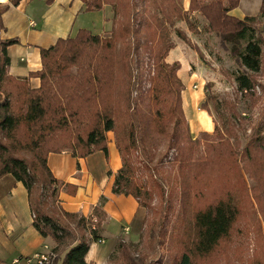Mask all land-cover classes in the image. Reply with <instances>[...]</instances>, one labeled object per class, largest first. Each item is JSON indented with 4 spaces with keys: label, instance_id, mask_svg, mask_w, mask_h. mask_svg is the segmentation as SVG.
Masks as SVG:
<instances>
[{
    "label": "rangeland",
    "instance_id": "1",
    "mask_svg": "<svg viewBox=\"0 0 264 264\" xmlns=\"http://www.w3.org/2000/svg\"><path fill=\"white\" fill-rule=\"evenodd\" d=\"M79 1L85 7L82 0ZM110 1L115 3L117 14H114L109 5H104L101 8V10L105 9L104 14L110 11L108 17L107 15L102 17V13L98 12L100 10L91 12L84 10L77 16L75 27L80 26L81 29L89 31L92 35L109 38L112 30H115L117 25H120L119 23L128 19L131 22V15H135L134 18L138 20V23L137 20L135 22L139 24L141 21V27L139 26V32L136 30L138 34L131 33L127 38L131 46L134 45L138 49L131 56L133 62L131 74L129 72V81L126 72L121 68L102 66L100 68L102 81L99 85L92 83L91 88L87 90L80 86V88L70 89L71 92L67 91L69 92L67 95H71L73 98L71 99L73 101L68 105L77 109L79 116L70 117L65 113L67 121L61 123L51 133L57 139L56 144L62 143L61 149H70L71 147L67 144L75 142L77 149L85 153L84 146L80 141L84 139L93 121L89 117L82 116L84 119L81 117L86 109L81 107L78 98L80 96L88 97V94L93 97V94H90L94 92L93 89L98 91L99 98L107 104V112L114 120V129L104 133L105 145L107 149V145L111 144L118 151L121 167L122 159L118 149L119 145L123 147V144L129 143L127 136L132 114L138 116V113L149 112L154 117L150 116L154 120L151 124L154 134L157 132L152 126L157 125L159 122L157 119L167 122V130L171 132L174 117H171V112H166L172 110V106H175L176 102H173V98L159 88L161 86L160 78L155 74L153 60L156 52L171 44L172 47L166 52L160 63L168 66L177 64L174 77L181 85L178 100L182 112L183 130L189 134L192 140L200 138V134L209 135L210 138H205V140L210 139V145L216 144L218 138H221L224 152L227 154H219L220 157L215 162L206 164L203 175L204 184L203 186H200L198 182L194 184L188 207L184 212L177 203L179 198L177 183L180 176L174 160L177 154L176 150H166V144L161 141L163 138H158L156 156L149 160L144 155L148 156L153 153L150 142L148 141L144 145L138 141L137 137L136 145L129 151L127 158L134 169L130 188L134 191V187L137 186L143 192L138 201L140 211L132 227L123 230L124 235L115 241L97 242L98 245L106 248V253L102 256L99 255L102 258L100 264H174L182 254L184 244L192 236L191 217L193 212L225 196L231 197L237 207V218L228 236L221 240L210 254L196 258L194 264H264V163H262L264 153L251 149V158L247 159L244 152V148L253 139L256 131L260 130V134H264V45H262V68L258 74L253 76L255 81L253 95H243L238 92L234 80L236 73L242 72L243 69L230 54L232 44L222 41L219 32L226 29L225 25L215 23L213 19L215 15L213 10L216 9L211 4L216 0ZM224 3L222 5H225ZM10 6H12L10 0L0 2V67L3 61L2 44L4 41L12 39L7 38L9 26L8 22H4ZM173 6L176 8L175 13L172 10ZM5 7L7 8L4 9ZM47 7L43 2L33 0L24 9L37 18L44 13ZM178 9L184 12L186 20H176L172 25L164 21L167 14L172 16V20L178 17L176 11ZM148 18L151 22L149 24L154 23L156 26L154 20H159L160 26L144 32L143 29ZM131 24L133 27L136 26L133 22ZM252 26L255 35L264 41V17H258ZM177 31L183 38L178 36ZM75 35L68 38H73ZM150 37L154 38L149 47L150 52L145 50L149 54V58L144 59V65L139 68L138 60L147 57L142 53L146 42L150 41ZM151 43L149 42L148 46ZM120 45L119 41L115 43L117 49ZM118 51L116 50V56ZM96 57L91 60L93 65L96 64ZM91 61L86 62L87 65ZM84 67L87 66L84 65ZM146 69L150 71H145ZM65 72L76 77L78 70L71 66ZM6 73L9 76L6 77L4 86L0 88V102L5 98V94L10 92L15 95L11 100L14 114L18 115L22 111L24 113L27 99V96L24 95L26 87L23 83L16 84L8 80L10 76L15 80H24V78L20 79L10 75L8 68ZM29 78L37 77L25 78L28 87L30 89L39 88V78H37L39 83L36 88L31 87ZM147 89L156 91L157 102L153 100L146 102L148 95H150L149 98L154 95V92L151 91L146 94L144 91ZM187 92L198 94L199 101L194 112L201 113L203 117L205 116L204 119H207L208 122L211 121L212 129L210 131L202 130L197 135L191 132L192 123L187 119L183 107V97ZM75 100L78 101L74 102ZM89 107L92 106L89 105ZM157 111L165 114L158 117ZM59 118L60 116L56 120ZM198 122L204 125L202 119H198ZM23 125L22 123L10 138H8L6 130L0 129V143L6 147L5 157L16 156L30 159V154L25 149L19 151L24 146L23 143L29 141L28 137L33 132L31 128ZM57 133L60 137L57 136ZM205 140L201 139L200 148L208 145ZM16 141H19L21 145L14 147ZM229 150H232L230 154ZM199 151L193 152L195 157L202 155L201 149ZM200 187L203 188L200 189ZM145 189L150 196H145ZM200 190L203 192V198L197 194ZM48 201L50 204L52 203L51 200ZM58 205L54 204V207L58 208ZM57 214L59 213L53 212L52 215L56 217ZM59 215L61 220L57 217L54 218L62 222L64 218L61 214ZM93 224L95 225V223ZM91 225L90 219L89 229L92 228ZM80 235L81 233H78L75 238L79 239ZM51 241L50 247L54 248L55 243L52 239ZM66 249L63 251L60 249L58 254L62 257Z\"/></svg>",
    "mask_w": 264,
    "mask_h": 264
},
{
    "label": "trees",
    "instance_id": "2",
    "mask_svg": "<svg viewBox=\"0 0 264 264\" xmlns=\"http://www.w3.org/2000/svg\"><path fill=\"white\" fill-rule=\"evenodd\" d=\"M21 1L10 0L13 7H17ZM52 1L44 0L47 5H50ZM238 1L216 0L215 3L211 4L216 9L213 10L215 12L213 19L215 23L225 25L226 29L219 32L222 41L232 44L230 54L243 69L242 72H237L234 76L238 92L243 95H253L255 87L253 76L258 74L262 68V45H264V41L255 35L252 24L258 17H264V3H262L257 16L238 19L228 14L229 11L237 7ZM82 2L85 6V12L98 11L104 5H109L114 14H117L115 3L110 0H82ZM223 2H225V5H222ZM175 9L173 6V13H175ZM176 11L178 17L172 20V16L167 14L164 21L172 25L176 20H186L184 12L180 9ZM134 16L131 15V22L138 29L136 26L133 27L128 19L119 23L120 25H117L118 27L112 30L109 38L92 35L85 29H79L73 38H59L53 45L47 48H40L41 68L39 71L29 74V77L39 78V88L30 89L25 79L15 80L11 76L8 79L12 83H23L25 85L24 95L27 96L25 112L23 113L22 111L18 115L14 114L11 100L14 99L15 95L10 92L6 93L5 98L0 102V129L8 132V138L11 137L12 133L22 123L24 124L23 126L26 125L27 128H31L33 131L28 137L29 141L23 143L24 146L19 149V151L25 149L30 154L29 160L16 156L5 157L6 147L0 143V178L5 175H11L16 181L21 182L26 189L33 227L40 236L44 238L49 237L55 243L53 253L56 256L53 264H87L85 262V255L89 250L90 244L96 243L99 240V231L105 215L101 210L104 202L103 198L100 200L99 206L94 208L93 211V216L96 218L94 229H89L90 218L65 212L59 205L58 208L54 207V204H58L57 193L61 183L52 176L47 167V156L50 153L57 154L64 151L70 152L76 158L86 157L96 151H102L106 155L107 149L104 133L114 129V120L107 112V104L99 98L98 91L93 89L94 92L90 93L93 94V97L88 94V97L80 96L78 98L81 107L86 109L81 114V117H89L93 121L84 139H80L85 153L77 149L76 144H74L75 142L67 144L71 147V150L61 149L62 143L57 145V139L51 133L61 123L67 121L65 113L70 117L79 116L77 109L68 105L69 102L73 101L71 100L73 98L67 94L72 91L70 89L80 88V86L87 90L91 88L92 83L99 85L102 81V73L100 71L102 66L105 68L108 66L111 68H121L126 72L129 81V72L131 74V64L133 62L131 56L138 49L134 45L132 47L127 38L130 37L131 33L133 35L138 34L136 30L139 32V28L141 27V21L137 24L138 20ZM135 20H137V23ZM149 20L150 18L145 22L144 32L149 31L151 28L154 30V28L160 26L159 20H154L156 26L154 23L149 24ZM177 34L183 38L179 31H177ZM117 41L121 44L118 49L115 46ZM153 41L154 38L150 37L149 42L153 43ZM149 42H146V47L142 53L146 54L147 57L138 60L139 68L144 65L143 60L149 58V54L145 52V50L150 52L149 47L152 43L148 46ZM18 43L17 39L12 38L4 41L2 44L3 61L0 67V88L4 86L3 83L6 77L9 76L6 73L9 66L6 50L8 47L17 45ZM171 47V44L162 47L154 54L153 60L155 74L160 78L161 86L159 88L163 89L167 95L169 94L173 98V102H176L175 106H172V110L170 109V111L166 112H171V117H174L172 131L168 132L167 122L157 119L159 121L157 125L152 126L157 132L154 134L151 128L152 121H154L150 118V116L153 117L152 114L149 112L138 113V116L132 114L133 117L130 119V129L127 136L129 143L123 144V147L119 145L118 150L122 159V167L114 176L112 193L114 195L131 196L138 203L143 192L137 186L134 187V191L130 188L134 169L127 155L132 147H135L136 138L138 137V141L144 145L148 141L150 142L153 153L144 156L152 160L155 158L156 151L158 150L157 139L163 138L161 141L166 144V150L175 149L177 152L174 158L180 176L177 183L179 191L177 203L180 209L185 212L194 184L196 182L200 186L204 184L203 175L206 164L215 162L220 157L219 154L224 155L227 152H224V144H222L221 138H218L216 144L210 145L209 142L211 140H205V138H210L209 135L200 134V138L192 140L189 134L183 130V118L178 100L181 85L174 77L177 64L168 66L160 63L163 56ZM116 50H119L117 56L115 55ZM94 54L97 57L96 64L93 65L91 60L95 59ZM90 61L91 63L87 65ZM84 65L87 67H84ZM71 66H74L78 70L76 77L65 72ZM145 71L150 70L146 69ZM150 91L154 92V95L151 98L148 95L146 102L148 100L157 102L158 94L155 90L147 89L144 92L147 94ZM76 101L78 100L74 102ZM89 105L92 107H89ZM163 114L165 113L161 111L156 112L158 117ZM59 116L60 118L56 120ZM82 118L84 119V117ZM260 133V130L256 131L253 139L244 148L247 159L251 158V149L264 153V134ZM57 136L60 137L58 133ZM201 139L207 141L208 145L200 148ZM48 141L50 143H47ZM16 145L19 146L21 144L19 141H16L13 146L15 147ZM199 148L202 151V155L200 154L195 157L193 152H200ZM231 152L232 150H229L228 153L230 154ZM202 188L200 187V189ZM144 194L145 196H150L146 189ZM197 194L200 198H203L202 190L198 191ZM48 200H51L52 203L50 204ZM53 212L61 214L64 220L59 222L55 218L57 217L61 220L60 215L57 214L55 217V215H52ZM237 215L238 209L229 196L219 198L212 204L195 210L191 217L192 236L184 244V250L174 264H194L196 258L210 254L220 241L228 236ZM78 233H81V235L79 239H76L75 236L77 237ZM65 248L67 249L61 257L58 251L60 249L63 251Z\"/></svg>",
    "mask_w": 264,
    "mask_h": 264
},
{
    "label": "crops",
    "instance_id": "3",
    "mask_svg": "<svg viewBox=\"0 0 264 264\" xmlns=\"http://www.w3.org/2000/svg\"><path fill=\"white\" fill-rule=\"evenodd\" d=\"M32 1L22 0L17 7L10 6L4 19L9 26L7 38H15L19 42L6 50L8 71L20 79L40 70V48L53 45L59 38L71 37L81 29L80 26L75 27V22L84 11L79 0H54L51 5L39 0L48 7L41 16L34 18L24 9ZM262 3L264 0H239L237 7L228 14L238 19L254 17L259 14ZM104 10L98 12L102 13V17H108L110 11L104 14ZM38 81L37 78H29L32 88L38 86ZM198 98V94L193 92H187L183 97L185 114L192 123L191 132L195 135L212 129L210 120L208 122L201 113L194 112ZM198 119H202L204 125ZM46 164L52 176L61 183L57 193L60 208L68 213L93 218L92 229L96 222L94 208L104 199L101 210L105 217L97 242L115 241L125 234L123 230L132 227L140 208L133 197L112 193L114 175L121 167L118 151L113 145H107V156L101 151L83 158L73 157L68 151L50 153ZM97 242L90 244L85 255L88 264H100L102 258L99 255L106 253V248ZM51 243L49 237L40 236L33 227L27 191L22 183L11 175L0 178V264H11L13 259L32 256Z\"/></svg>",
    "mask_w": 264,
    "mask_h": 264
},
{
    "label": "built area",
    "instance_id": "4",
    "mask_svg": "<svg viewBox=\"0 0 264 264\" xmlns=\"http://www.w3.org/2000/svg\"><path fill=\"white\" fill-rule=\"evenodd\" d=\"M92 220L94 219L91 218V221ZM46 256H53V261L56 256L55 253H53V248L48 245H44L40 252L35 253L32 256L13 259L11 261V264H40V262H46ZM48 264H53V263H48Z\"/></svg>",
    "mask_w": 264,
    "mask_h": 264
},
{
    "label": "bare ground",
    "instance_id": "5",
    "mask_svg": "<svg viewBox=\"0 0 264 264\" xmlns=\"http://www.w3.org/2000/svg\"><path fill=\"white\" fill-rule=\"evenodd\" d=\"M53 263V256H46V262H40V264Z\"/></svg>",
    "mask_w": 264,
    "mask_h": 264
}]
</instances>
